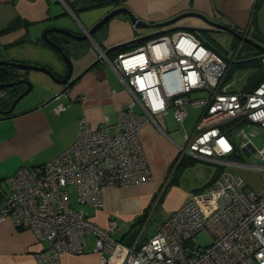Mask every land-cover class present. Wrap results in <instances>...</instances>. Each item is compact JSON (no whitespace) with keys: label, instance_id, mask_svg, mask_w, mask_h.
Here are the masks:
<instances>
[{"label":"built area","instance_id":"built-area-1","mask_svg":"<svg viewBox=\"0 0 264 264\" xmlns=\"http://www.w3.org/2000/svg\"><path fill=\"white\" fill-rule=\"evenodd\" d=\"M132 30L135 39L141 29L132 23ZM254 59L264 66V54ZM241 60L211 48L202 32L182 28L112 55L107 61L130 95L127 104L114 119L104 115L98 125L81 117L77 136L66 149L7 177L11 189L0 204V222L29 229L47 244L36 253L37 264H59L63 255L83 253L88 232L100 264H264V187L244 191V179L233 168L250 165L235 161L243 151L264 169V76L250 87L225 83L230 61ZM61 96L53 100L55 114L67 106ZM195 107L202 112L193 132L176 143L174 164L187 155L220 170L151 236L139 240L140 233L126 244L113 237L116 218L99 225L84 209L70 206L69 184L76 185L80 204L97 207L104 188L149 181L141 128L153 121L164 133L158 116L171 112L179 125ZM259 136L261 146L255 147ZM202 230L212 236L207 245L196 244Z\"/></svg>","mask_w":264,"mask_h":264},{"label":"crops","instance_id":"crops-1","mask_svg":"<svg viewBox=\"0 0 264 264\" xmlns=\"http://www.w3.org/2000/svg\"><path fill=\"white\" fill-rule=\"evenodd\" d=\"M255 2L256 0H0V30L3 29L0 32V54L7 60L22 61L24 53L17 49H34L35 53L29 51L28 57L38 58L41 60L40 65L50 68L56 74H62L65 68L63 58L57 50L43 41V31L48 27L88 29L110 10L121 6L129 8L135 17L150 22L162 21L186 11H197L211 20L264 38L258 10L253 17ZM129 21L125 14L111 18L103 31L98 33V41H103L105 46L130 41L133 30ZM181 21L183 25H204L197 17H186ZM98 53L99 50L93 45L85 54L73 58L75 73L88 66ZM14 72L19 77L32 81L34 91H40L39 87L35 88V85L40 84H36L28 70L16 68ZM44 78L45 87L41 91L47 93L35 102H23L15 113L36 108L0 120V204L11 189L7 177L20 166L36 167L56 156L75 140L81 117L98 125L106 114L114 119L116 111L130 99L113 68L105 60H100L61 96L67 106L59 114H55L52 112L53 101H45L59 90L60 85L48 74ZM191 111L196 112L191 123L193 126L191 131L185 132ZM201 112L200 107L191 108L179 125L171 117L181 127L178 133L175 131L177 128L169 126L165 121L168 113L156 118L164 133L153 121L145 123L140 131V139L151 171L150 180L140 185L104 188L101 205L95 207L84 204L87 216L99 225H105L110 218H116L118 229L124 231L116 238L130 244L132 233L136 229L132 225L138 215L143 212L150 214L149 220L145 222L147 224L157 207L165 209L166 214L159 218L157 228L179 205L214 179L220 166H216L210 178L201 181L196 187H182L181 170L171 167L176 156V143H182L183 135L193 132ZM191 158L194 161H205L202 158ZM46 245L45 242L38 241L31 230L16 227L9 220L0 222V264H37L36 253ZM100 258V253L94 250V236L88 232L83 253L63 255L59 264H100Z\"/></svg>","mask_w":264,"mask_h":264},{"label":"rangeland","instance_id":"rangeland-1","mask_svg":"<svg viewBox=\"0 0 264 264\" xmlns=\"http://www.w3.org/2000/svg\"><path fill=\"white\" fill-rule=\"evenodd\" d=\"M258 17L261 21V28L262 30H264V3H262V5L258 8ZM176 30V29H174ZM146 32H150L149 29H142V33L138 34L136 36L135 39H137L138 37H141L142 35H144ZM247 36H249L251 39H253L254 41L259 42L260 44L264 45V38H260L257 37L256 35H252V33H246ZM204 41L207 42V44L211 47L214 48L216 51L220 52L223 56H226L229 59H233L235 60L236 58H239L237 56H239V51L240 49H230V44L233 40V36L231 34H226L223 32H213L210 33L209 35L204 34L203 35ZM134 40V39H131ZM17 51H23V59H21L22 61L20 62H24L26 64H30V65H40L41 60H39L38 58H33V57H28L27 54L30 51L31 53H35L34 49H17ZM249 51V50H248ZM251 56L250 59L256 57L255 55V50L251 49ZM32 55V54H30ZM232 56V57H230ZM234 56V57H233ZM240 62H238L239 64ZM256 63H258V61L253 60L251 62L248 63L249 66H245V67H241L240 65L230 61L229 64V69H228V73L226 75L225 78V83H232V85L234 86V88H244L248 85L249 83V77L254 75L257 71L256 68ZM261 63V62H260ZM261 69L262 72H264V66H262L261 64ZM28 72L31 74V78L34 79V81L36 82V84H40L35 85V88L39 87L40 91H34V86L33 89L31 90V92L28 94V96L24 99V103L28 102L32 103L35 102L36 100H38V98L42 97L43 94H46L47 92L45 91H41V88L45 87V83L43 81V79H45L44 77H46V73L41 71V70H34V69H28ZM253 77V76H252ZM32 82V81H31ZM33 85V82H32ZM32 99V100H31ZM62 100V98H61ZM201 110V109H200ZM191 115L190 118L188 120V124L186 123L185 125V132H189L192 129L193 124V117L195 115V111H191ZM172 114L171 112L168 113V115L165 116V121L168 123L169 126H174L175 131L180 132V128L178 127L175 122H173L172 120ZM182 126V125H181ZM182 130V129H181ZM182 130V132L184 131ZM261 139L262 136H259L257 139L254 140L255 142V147H260L261 146ZM235 140H237V138H235ZM236 162L239 163H246V164H250L249 166H234V170L240 174L242 176V178L244 179L245 182V188L244 191L249 192V191H256L262 187H264V169L255 167V164H258V160L256 159V157L254 155H248L245 152H241V154L239 156H237L235 158ZM174 165H172L173 167ZM216 166H218L215 163H210L207 161H202V160H195L194 165L192 166H188L184 169L181 170L182 172V178H181V186L182 187H196L201 181H206L210 178V176L214 173V171L216 170ZM68 191H69V201H70V206H72L73 208H82V209H87L86 206H84V204H80L77 200V189H76V185L75 184H69L67 187ZM153 207H150V211L152 210ZM166 214V210L162 209L159 207H157L155 209V214L151 215L152 219L150 220V222H148L147 224L145 223L147 220H149V216L150 214H148L146 216V220L139 226H134L137 230L136 231V236L135 239L140 235L139 240H144L147 237L151 236L154 232V229L156 228V224L157 222L160 220L159 218L165 216ZM145 224V225H144ZM119 227V224H118ZM133 227V228H134ZM118 230V231H117ZM134 230V231H135ZM124 231L122 229H116V231L113 234V237H119ZM134 239V240H135ZM212 241V236L211 234L207 231V230H202L200 231L197 236H196V244L197 245H207ZM133 242V241H132Z\"/></svg>","mask_w":264,"mask_h":264},{"label":"water","instance_id":"water-1","mask_svg":"<svg viewBox=\"0 0 264 264\" xmlns=\"http://www.w3.org/2000/svg\"><path fill=\"white\" fill-rule=\"evenodd\" d=\"M120 14H125L130 19V21L134 23L136 26H138L139 28L154 29V31L144 34L141 37H138L137 39L130 40L127 42H122L116 45H112L106 50V54L113 52L115 50H118L126 45L132 44L134 42L146 40L151 37L163 34L165 32L173 31L174 29H178V28L186 29L189 31H200V32L211 31V32L229 33L233 35L234 37H236L237 39H239L240 41L246 44H249L250 46L255 48L257 52H259L260 54H264V45L246 36L244 34V31H239L235 28H232L229 25L211 20L205 14L197 12V11H186L178 15H175L171 18L162 20V21L150 22V21H145V20L135 17V15L127 7H124V6L116 7L110 10L100 20H98L94 25H92L87 31L88 34H92L96 30L101 28L108 20ZM186 17H197L201 19L204 23L209 25L210 28L199 27V26H194V25L171 26L172 24ZM49 32L66 34L78 40H83L87 37L86 34L79 35L77 33H73L72 31L64 27H48L47 29L43 31L42 37L46 39V41L61 54V56L63 57V60L66 63L67 70H65L66 72L62 77L57 76L53 70H51L50 68L46 66L30 65V64H26L20 61L0 59V89L13 87L21 83L26 86V88L21 93H19L17 96H15L16 93H13V94L8 93L6 96L0 98V101L2 103L10 102V106L7 109L2 108V106L0 105V120L7 119L13 116H17L19 114L28 112L32 110L33 108H36V107H32L30 109H25L23 111H19L15 113L14 110L16 109V106H18L20 103L21 104L23 103L22 101H24V99L28 96V94L33 89V85H32V82L27 79H17L15 81H6V77L9 72V67L19 68V69H24V70H28V69L41 70L47 73L58 85H60L59 90L56 91L52 97H50L49 99L45 101L46 103H49L53 101L58 95L65 94L70 89L72 84L83 74V72L88 71L89 69L95 67L98 61H100L99 59L97 61L90 63L87 67L84 68V70L80 71L78 75L75 74L74 62L67 56L65 51L53 39L48 37ZM244 60H248V59H244Z\"/></svg>","mask_w":264,"mask_h":264},{"label":"flooded vegetation","instance_id":"flooded-vegetation-1","mask_svg":"<svg viewBox=\"0 0 264 264\" xmlns=\"http://www.w3.org/2000/svg\"><path fill=\"white\" fill-rule=\"evenodd\" d=\"M109 21V20H108ZM107 21V22H108ZM107 22L101 27L99 28L98 30H96L95 32H93L92 34H88V29H84V30H71L69 29L70 31H72L73 33H77L79 35H83V34H86L87 37L83 40H78V39H74L72 38L71 36H68L66 34H60V33H56V32H49L48 33V37L53 39L64 51L65 53L67 54V56L73 61V58H75L76 56H81L83 54H85L89 49H92V46H96V48L99 50V53L97 54V56L92 60V62L94 61H97V60H105L106 62L107 59H110L111 55L113 52H110L108 54H106V50L110 47V46H105L103 44V41H98V33L100 31H103L105 25L107 24ZM130 22V25L132 26V22ZM182 21L179 20L177 21L176 23L172 24L171 26H182L183 24L181 23ZM202 27H205V28H210L209 25H207L206 23H204V25ZM141 29V28H140ZM142 31V29H141ZM203 35L206 34V35H209L210 33H213L211 31H202ZM225 33V32H223ZM52 34H56V36H52ZM226 34H229V33H226ZM244 34L247 36L246 34V30L244 31ZM233 36V35H232ZM249 37V36H248ZM43 41H45L46 43H48L46 41V39H44L42 37ZM144 40L142 41H139V42H143ZM231 44L229 45L230 46V49H240L239 51V59L242 57L241 55L247 50V49H244V42L240 41L239 39H237L236 37L233 36V40L230 41ZM49 44V43H48ZM134 46H132L131 48L129 49H133L135 48V46H137L138 42H135V43H132ZM50 45V44H49ZM131 45V44H130ZM249 45V44H248ZM53 47V46H52ZM54 48V47H53ZM55 49V48H54ZM255 52H257L256 49H254ZM58 52V51H57ZM59 53V52H58ZM60 54V53H59ZM61 55V54H60ZM62 57V56H61ZM63 58V57H62ZM0 59H4V57L0 54ZM64 61V60H63ZM91 62V63H92ZM64 65H65V69L64 70V73L62 74H56L57 76H60L62 77L64 74H65V70H67V67H66V63L64 61ZM87 67V66H86ZM14 67H9V72L7 74V77H6V81H15L17 79H26L24 77H19L17 75V72H14ZM84 70V68L82 69ZM81 70V71H82ZM80 72V71H79ZM78 72V73H79ZM86 72V71H85ZM83 72V74L85 73ZM78 73H75L78 75ZM82 74V75H83ZM81 77V76H80ZM79 77V78H80ZM78 78V79H79ZM26 88V86L24 84H18V85H15L13 87H9V88H5V89H0V98L6 96L8 93H16L15 96H17L19 93H21L24 89ZM24 102V101H22ZM0 105L2 106V108L4 109H7L9 108L10 106V102L9 103H2L0 101ZM21 105V103L16 106V109ZM15 109V110H16ZM14 110V111H15Z\"/></svg>","mask_w":264,"mask_h":264},{"label":"trees","instance_id":"trees-1","mask_svg":"<svg viewBox=\"0 0 264 264\" xmlns=\"http://www.w3.org/2000/svg\"><path fill=\"white\" fill-rule=\"evenodd\" d=\"M262 3H264V0H256L255 6L253 8V17L255 15V13L257 12L258 8L262 5ZM2 30H0V32ZM132 46H134V45L131 44V45H128V46H124V47H122V48H120L118 50H115V51H113L112 55H114L115 53H117L119 51L127 50V49L131 48ZM244 49H247V50L241 55L242 56L241 58H243V61H240L239 64H238V62H234V63L240 65L241 67H245V66H249L248 63L251 62V61H253V60L258 61V63H256L257 71H256V73L254 75H252L253 77L252 76L249 77V80L250 81H249L248 85L246 86V87H250V86H253V85H255L256 83H258L260 81V79L262 78V76H264V72H262V70H260L262 67H261V63H260V60L259 59H254V58L250 59V57L253 56V55H251V51L250 50L251 49H255V48H253L252 46H250V45H248V44L245 43L244 44ZM258 53L259 52H255V55H257ZM244 59H248V60H244ZM194 162L195 161L191 157H188L187 155H185V156H183L180 159V161H179V163L177 165H175L174 164V161H172L171 167H172V165H174V167H175L174 169L182 170V169H184V168H186L188 166L193 165ZM146 216H147L146 212L145 213L143 212L141 215H138L136 217V220H135V222L133 223L132 226H139V225H141L146 220ZM136 231L137 230H135L132 233V241L135 239Z\"/></svg>","mask_w":264,"mask_h":264},{"label":"clouds","instance_id":"clouds-1","mask_svg":"<svg viewBox=\"0 0 264 264\" xmlns=\"http://www.w3.org/2000/svg\"><path fill=\"white\" fill-rule=\"evenodd\" d=\"M135 43V42H134ZM130 45V44H129ZM126 46H128V45H126Z\"/></svg>","mask_w":264,"mask_h":264}]
</instances>
